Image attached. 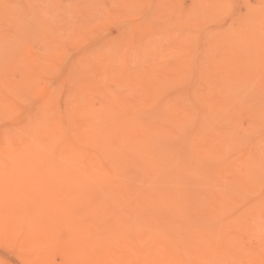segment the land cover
<instances>
[{"label": "bare ground", "instance_id": "obj_1", "mask_svg": "<svg viewBox=\"0 0 264 264\" xmlns=\"http://www.w3.org/2000/svg\"><path fill=\"white\" fill-rule=\"evenodd\" d=\"M22 1H24V0H22ZM3 2H5V1L3 0ZM3 2H1V3L3 4ZM14 2L18 3L19 1L14 0ZM25 2H28V4H29L30 1L25 0L24 4L23 5L21 4L23 7H24V5L26 6ZM9 3H11V2H9ZM54 4L56 5V3H54ZM12 5H14V7H15L16 3H14V4L12 3ZM1 7H0V9H3V7L2 8ZM16 7H17V5H16ZM43 7H42V9H43ZM17 8H19V7H17ZM25 8L26 7H24V9ZM45 8H48V7H45ZM57 8H59V7H57ZM6 9H8V8H6ZM31 9H32V7H31ZM33 9H34V6H33ZM3 10H2V13H3ZM8 13H10V11ZM20 13H18V15ZM29 13H31V12L29 11L28 15H29ZM3 15H4V13H3ZM14 19H15V17H14ZM6 20H7V17H6ZM16 22H17V24H19L17 19H16ZM20 23L23 24L22 22H20ZM23 26H22V29H23ZM131 31H133V30H131ZM147 31L149 32L147 34L148 39H149L147 41V44H145L142 41L144 39V37L135 35L134 37L130 36V37L124 38L125 33H124V31L121 32L119 34L120 38L115 39L113 44H112L113 49L110 52L109 59L106 60V58L105 59L101 58L103 60V61H101L102 62L101 65H103V68H104V69L103 68L102 69L104 71L109 72L107 74L104 72L108 76V78L106 75H105V77L109 80V77L111 79V76H114L115 74L118 76V78H117L118 82L116 83L117 84L116 87L113 84L114 88H111V86L109 88L110 82H108V81H107V83L105 82L106 84L103 82L101 85H94V86L89 87V88H91L90 91L95 90L96 88H97L96 90H99V89L106 90L109 88L107 90V93H104V95L106 94L105 95L106 97H107V94L110 93L108 91H110V90H111V92L116 91L115 94L114 93L108 94V95H110L111 100H112V97L114 95H116L117 93L119 94L120 89L122 90L123 87L126 88V87H128V85H130L132 83L131 87L127 88V90L131 91V93L133 94V95L131 94V97H133V96L135 97V98H131V99H133V100H131V101H133V102H131L132 106L129 105L130 103L126 101L127 103H123V107H125V109L124 110L122 109L124 115H127L128 117H129V114L134 113L133 111H134L135 105L139 104V105L144 107V106H147L148 103H153L156 101L159 103V101L163 99L164 95H168V94H166L168 91L165 92V94L162 92L163 93L162 99H160L159 101L156 100L157 97L161 98V97H159V95L158 96H156V95L158 93L160 94L161 90L166 91L164 88H166L167 86H171L174 82V78L177 79L178 75H176V73H175V70L177 69L176 65H178L179 62L180 63L182 62V59H181V61L179 60V62L175 66H173V67L169 66V68H171L169 70H166L168 64H166V62H165L163 64H164V66L166 64V67H163L161 65V70H160V68L158 70L156 68L154 70L151 69L152 70L151 75L148 76V74H149L148 73V74H144L145 75L144 76L143 71H142L144 66L142 68H140L137 66L136 62L139 61L138 59H142V57L148 55L149 59H152L153 62L155 61V63L153 64V65H155L156 61L158 60L157 59V56L159 55L158 51H160V49L162 47L160 42H159L160 40L158 38H156V35H155V34L159 33L160 31L158 32L157 29L153 26H149ZM31 32H33V31L31 30ZM33 34L34 35H32V40H35V42H36V38L33 39V36L35 37L36 34L34 32H33ZM40 34H38V36H37L38 38L40 37L39 36ZM44 36H46V35H44ZM215 37L216 36H214V38ZM1 38H3L2 34H1ZM38 38H37V40H38ZM170 38L171 37H169V40H171ZM160 39L162 40V38H160ZM178 40H180V39H178ZM222 40H223V38H222ZM245 40L246 39H244V41L242 40L243 41L242 45L244 44V47H245V48H242L243 49L242 52L237 50L239 58L241 59V61H237V62L235 61L236 64H235V66L232 67L233 68L232 73H234V74H232V73L231 74L238 76V80L244 81V79L247 76L246 75V73H247L246 71L248 70L247 63H249V61H250L249 59L251 56L252 61L254 63H256V64H254L255 65L254 67H256V69L260 70L259 73L262 74L261 75V78H262V76H264V45H261L260 42L257 43V41H254V40H248V41L247 40L245 41ZM1 41L4 42V40H1ZM16 41H19V39H17ZM173 41H174V39H173ZM183 41H185V40H183ZM183 41L181 40L179 42H183ZM191 41H189V43ZM137 42H140V44H142L143 46H146L147 50L146 49H145L146 51L142 50L141 49L142 45L140 46V44H138L139 46H136ZM179 42H178V44L181 45L182 43H179ZM187 42H183V43H187ZM57 43L59 44L58 40H57ZM63 43L65 44L66 42L62 41L61 44H63ZM163 43L166 44V42H163ZM167 44L164 45L163 50H165V48L167 47ZM250 44L253 45V48L255 46L254 51H253V48L250 46ZM179 45L177 46V48L179 47ZM116 46H117V49L115 50ZM168 46H170V45L168 44ZM173 46H174V44H173ZM186 46L187 45H184V49H186L185 48ZM137 47H141V48L137 49ZM241 47H243V46H241ZM134 48H135V50H134ZM181 48H183V47H179V49H181ZM1 49H3V48H1ZM131 49H133V51H134L133 55H131L132 54L130 51ZM168 49H170V47ZM168 49L166 50V52L162 53L161 55H164L165 53L168 54V51L169 52L171 51ZM175 49L176 48H174V50ZM190 49H191V46H190ZM192 49L194 50L195 47ZM192 49H191V52L193 51ZM186 50H189V49L187 48ZM3 51H5V49ZM57 51H59V52L56 54H55V51H54V54L50 53L51 54V55L49 54L50 56L47 54L48 55V56L46 55L47 57L45 55H43V56H45V58H43L41 56V58H43V60H44L43 61L44 63H41L42 61L40 58L39 61H41V62H39V63H41V64L38 63L39 65L36 66L35 69H33V70H36V72L45 71L50 66H53V65H51L54 63V62H52L53 60H55V59L60 60L61 58L63 59L64 55H63V53L60 52L61 49L60 50L57 49ZM162 51H160V52H162ZM177 51H179V53H177ZM177 51H176V53L178 55L179 54L181 55V53H183L182 51L180 53V50H178V49H177ZM249 51H252V54H250V56H249V53H250ZM9 52L10 51L8 50V53ZM128 52H130V54ZM184 52L186 53V51H184ZM191 52L188 53L190 56H191V54L193 55V53H191ZM6 53H7V51H6ZM9 54L11 55V53H9ZM14 55H15V53H14ZM178 55H176V56H178ZM20 56H19V58H20ZM174 56H172V57H174ZM181 56H183V55H181ZM193 56H191V57H193ZM6 57L10 58L9 55ZM159 57H161V56H159ZM163 57L165 59L166 56H163ZM163 57L160 58V60H159L160 64H161V59H163ZM180 57H178V58H180ZM11 58H10V60H11ZM184 58H186V57L184 56ZM193 58H191V59H193ZM16 59H17V56H16ZM136 59H137V61H136ZM164 59H163V61H165ZM169 59H170V55H169ZM188 59H186V60H188ZM240 59H238V60H240ZM57 60L55 61V64L57 63ZM174 60L176 61L177 58H175ZM1 61L3 63V60H1ZM29 62H31V61H29ZM32 62H33V60H32ZM36 62H38V61H36ZM113 62H115L116 65H114ZM189 62H190V60H189ZM214 62H216V61H214ZM140 63H142V62H140ZM172 63H171V65H172ZM184 63L185 64H183V62H182L181 65H187L188 61L187 62L184 61ZM210 63H212V62H210ZM11 64L13 65V62ZM29 64H31V63H29ZM7 65H8V63L6 64L5 68L7 67L9 69L10 65L9 66H7ZM151 65L148 66V68L151 67ZM190 65H192V64H190ZM193 65H196V64H193ZM155 66H157V65H155ZM196 66H198V65H196ZM205 66H206V64H205ZM209 66H207V68ZM224 66H225V64H224ZM18 67L20 68V66H17L16 68H18ZM29 67H30V65L27 66L28 69H29ZM54 67H53V69H54ZM221 67L222 66H220L219 72H220V70H222ZM251 67H252V65L250 66V68ZM11 68H14V67H11ZM16 68H15V70H16ZM24 68H23V70H24ZM27 68H26V70H27ZM146 68L147 67H145L144 69H146ZM185 68H187V67L185 66ZM198 68H200V67H198ZM1 69L2 68H0V72H1ZM8 69L6 71H8ZM51 69H52V67H50V71H51ZM55 69L57 70V68H55ZM204 69H206V68H204ZM216 69H218V66L216 67ZM216 69H214V70H216ZM21 70H22V68H21ZM75 70H76V68H75ZM82 70L81 71L79 70V71L82 72ZM180 70H182V69L180 68ZM188 70H189V68H187V71H186L187 74L190 72ZM199 70H201V68ZM244 70H246V71L244 72ZM2 71H3V69H2ZM27 71H29V70H27ZM27 71H25V72H27ZM55 71L53 70V72H55ZM10 72H12V71L10 70ZM46 72H47V74H49L48 71H46ZM201 72H205V70L201 71ZM207 72L208 71H206V73ZM216 72H218V71L216 70ZM227 72H226V75H227ZM235 72H236V74H235ZM252 72H251V74H252ZM2 73L3 72H1V74H0V81L3 84V85H0L1 89H2V90H0V94H1L0 95V112H2L0 114H3L6 112V111L3 112L2 109L7 110L8 111L7 114L9 113L8 115L15 117V121L13 119V121H14L13 124L9 121L10 123L8 126H6L7 124L6 125L4 124L5 126H3V122H1V121H7L8 122V120H1L0 121V123L3 126V128L0 129V245L5 247L8 251L13 252V254L16 253L17 254L16 256L19 257V260L22 261L23 264H139L143 258L142 243L145 242V239H147V237L151 234H154L156 236L158 235V238H159L161 235H163V233L165 232V229H166L165 225L162 224V222L164 220L156 222L155 224L149 225L150 228H148V229H147V227L144 229L142 226H140V224H137L135 221L137 220V218H139L138 215H139L140 210L145 207L144 205L148 204V202H151V201H153V202L154 201H157V202L170 201L171 204L176 203V206H177L178 203L185 200V199H181L182 195L180 193L175 194V195L181 196L179 198V197L174 196V195L171 196V194L169 195L164 191H159V190H161L160 188H159V190L155 188L156 192H155V190H153V188L147 189L150 191L152 190V192H150V191L144 192L141 190L142 187L145 186V185H143V184H146L145 182H148V184L150 183L151 186L155 185L154 180H153L154 175H152L154 172L152 170V173H151L150 169H152L153 167L155 168L154 164L159 162V161H156V162L153 161L154 159L158 160V158H156V157H158L157 156L158 154L156 155L157 152L154 153V151L159 149V148H156V147L153 148L152 147V145L153 146H158V145H155L156 143L152 142L155 136H153V139H152L151 135H157V132H159V133L164 132L165 133V131L169 125V121L171 123H175L176 126L179 124V127H180V125L184 124L185 121H187V120L189 121L188 118L190 117V115H192L191 114V108L189 107L190 112L185 114V116H183L184 115L183 113H185V112H183L182 113L183 115H181L179 113V111H177L178 106L175 107L176 105L173 103H171V105H175L174 107L176 109H174V107L168 106L169 103L173 101V99L175 100V98H172V94H171L170 96L172 99L170 98L169 95L166 96V97H169L168 98L169 103L167 100H164V102H161L163 104L160 103L159 107L161 109V111H160L161 115L159 114L160 115L159 116L157 114L159 109L156 110L157 111L156 115H158L156 118H154L156 116L155 111H153L154 112L153 114L155 115L154 117H152L153 114H152V111H150V110H149L150 112L149 111L146 112L147 111V109H146L145 112L143 113L142 109H144V108L149 109V107H144V108L140 109V111H142L141 113H143V115L144 114L145 115L152 114L151 117L154 118L151 125L146 129L147 134L146 133H145V135L143 134L145 129H144V131H141L142 129L140 128V133H138V131H136V130H132L133 127L136 128L135 124H133L134 126L132 125V127H131L132 131L130 130V132H126L125 131L126 129H124V132H123L122 129L125 125H123V124L121 125V122H119L120 127L119 128L117 127V129L119 131H116V128L114 127L115 128L114 130L116 131L115 132L112 130L113 127L111 128V130L108 128H105V127H108L105 124L108 125L111 123V125H114L116 123V125H118L117 124L118 122H115L114 120H116L117 117H118V119H120L121 116H118L116 114L119 112V110H121L122 105H119L120 109L119 108L116 109L115 108L116 104H114L113 101L111 102V101H109V99H107L108 101H106V102L107 103L110 102L108 104H110L111 106L115 105L114 107H110V108H113V113H111V114L114 116H112V117H114V118H115V116H117V117H116V119H112V117H110L111 120L109 118V123H108V121H107V123L106 122L104 123V121H103L102 125H105V127H103L105 130H103V128L101 130L104 131L105 133L102 132V135H99L98 136L99 138L97 139L95 136L98 135V134H96L98 132H97L96 128L92 127L94 124H92V126H91V124H89L91 122L90 119L95 118V116L91 117V115H90V110H92V109H90L89 111L87 110L89 115H90V119H89V115L85 111V108H86L85 105H88V103H86L84 101H87V99H88L87 94L92 95V93L90 91H88L86 94H84L82 96H79L80 94H78V96H75V98H74V95H77V94L74 92L75 94L73 95V98L75 101L72 102L73 101L72 100L71 103L69 104V100H71V97H70V99L68 98L67 102L69 105L66 107V104H67V102H66L64 104L66 108L63 111H61V107H60L61 105L59 106L60 111L58 110L59 107L56 106V101H47V102L38 104V106L35 109L31 108V109H33V111H26L24 107H21V106L19 107V106H17L18 103L15 104L13 102L14 100H16V97H17V96H13L15 94L10 96L11 98L13 97L14 100H11V98H10V100L12 102L9 100L8 94L10 92H8V91L12 90V89L9 90L8 88H10V86L6 85V83L9 84L8 82H6L7 77H9V75H8L9 72H8V74L6 73L7 77H6V75H4L5 73H3V74ZM31 73H33L32 69H31ZM34 73H35V71H34ZM75 73H77V72H75ZM83 73L84 72L81 73L82 76H83ZM212 73L210 75L211 77H212ZM22 74L23 73H21V76H24ZM28 74H30V73H28ZM40 74L43 75L42 73H40ZM40 74L38 75V73H37V75H35V76L33 75V77L30 76V78L33 79L32 82L29 81L30 78L26 79V80H28L27 84L30 82L29 86L30 85L33 86V85H36L38 82H40L38 80H37L38 82L36 81L37 78H41ZM112 74H114V75H112ZM174 74L177 77L173 76ZM182 74H184V73H182ZM49 75H48V77H49ZM77 75H78V73H77ZM202 75L204 76V74H202ZM220 75H222V74L219 73V75H217V76L221 77ZM223 75H225V74H223ZM230 75H228V76L232 79L235 77V76L231 77ZM16 76H17V74H15V76L13 78H15ZM213 76L215 77L214 74H213ZM44 77H46V76H44ZM63 77H65V76L63 75ZM74 77H76V80H77V76H74ZM181 77L183 78V75ZM211 77H210V82H213L212 81L213 79H211ZM218 77H216V78H218ZM20 78L21 77L18 76L19 80H20ZM66 78H69V77L67 76ZM197 78H195V79H197ZM208 78H209V76H208ZM253 78H255V77H253ZM10 79L12 80V78H10ZM15 79H17V78H15ZM15 79H13V80L15 81ZM74 79L75 78L71 79V81H73ZM86 79H88V78L85 77V80ZM112 79H111L112 82L116 80L115 78H112ZM188 79H189V77L187 78V81H188ZM191 79L194 81L193 78H191ZM191 79H190V81H191ZM232 79L231 80L229 79V80L232 83H237L236 80L232 81ZM19 80L15 81L16 87H15V85L13 86L15 89H17L19 86L22 87V84L25 82V81L22 82V84L17 87V85H18L17 83H19ZM179 80L180 79H178V81ZM184 80L186 81V79H184ZM214 80L216 83V80L219 81V80H221V78L220 79L214 78ZM222 80H223V78H222ZM259 80H260V78H259ZM62 81H64V79ZM65 81H66V79H65ZM69 81H70V78H69ZM81 81H79V79H78V82L76 81V83L81 84ZM127 81H129V82H127ZM187 81L184 85L187 87V89L185 88L184 90L186 93L189 91L188 93L192 94V92H190L191 90H188V86L190 89V87H192V85L195 83L196 85H194V86L197 87V84L199 86V82L197 81L198 83H196V81H194L193 84L190 86L191 83L189 84V83H187ZM227 81H228V79H227ZM12 82L10 83L11 86H12ZM220 82L223 83V81H220ZM220 82H219V84H220ZM228 82H227V84H228ZM32 83H36V84H32ZM66 83H67V81H66ZM66 83H64V84H66ZM82 83L84 86L87 84V83L85 84L84 81ZM263 83L264 82H262V84H260V86H259L261 91L264 90ZM123 84H125V86H123ZM205 84H207V83H205ZM224 84H226V83H224ZM68 85L72 86L71 84H68ZM211 85H213V84H211ZM211 85H210V87H211ZM232 85H230V84H228L227 86H225V85L219 86L218 85V88H217V83H216V86L214 85L216 87L215 89L209 88V90L212 89L211 91H209V90L205 91V89L208 88V86H206L207 88L205 87V89L201 90V92L198 91L197 95H196V92H194L196 95V97L194 96L196 101H193V102H196V103H194V105H196V106L198 105L197 106L198 110L196 109L197 112H195L196 110H193L194 114L192 116H194V117L192 118V116H191V118H190V120L191 119L193 120L191 122L193 124L190 125L191 126L190 129H189V123L188 122H187L188 125H187V123H185L186 124L185 126H187V127H184L182 125L184 130L187 128V130H186L187 132H184V134L182 133V135H180L181 137L179 136V138L182 140V142H180V140L176 139L178 141V143H180V144L182 143L181 144L182 145V147H181L182 152L180 150L178 152H176V150L174 149V145H172L174 151L177 154L179 152H181L182 155L177 156L174 152H172L173 150L171 149L172 151H170V152H171V154L173 153V156L175 154V156H174L175 158L171 159V157H172L171 156L170 159L172 161L170 159L167 160V161L170 160L171 163H173L175 166H177L176 167L177 171L175 170L176 168L175 169L173 168L174 169L173 171H172V169H170V162H169V168L166 167L167 169H170L169 172L172 171L174 173V175H176V176H177V172H179L178 174L181 173L182 178H183V175H184L185 170H186V177L189 179L188 176H190V173H191L190 169L192 170V168H190V169L187 168L189 170L188 171L189 174L187 176L188 172H187V169L184 168L183 164L185 163V165H187L186 163H188L189 161H190L189 163L191 164V160L194 159L192 156L196 155L195 158L197 159V156L200 153L199 156H200V158H202V160L200 158L199 159L201 161H203L205 164V165L203 164L204 166H202V167H205V169L206 168L208 169L207 166H209V168H211V170H212V171L210 170L206 173H208V175L214 174V175H216L217 178L215 176H213L214 177L213 178V177H211V175H209L212 179L211 180L210 177L205 174V176H206L205 178H207L206 179L207 182L206 181L203 182L204 180H200L202 182L198 183V181H197L195 183V185L198 183L200 185L203 184L205 186H203V185L201 187L198 186L199 188H201L198 191L195 190V188L192 186L193 188H191V189L192 190L194 189L195 193H197V192L198 193L196 194L197 196L194 195L195 194L193 192L194 190L191 193L194 195L193 197L195 199H197V200H194V206L195 207L198 206L199 202L201 205L202 204L203 205L208 204V205H205V207H206V210H207V207H209V211L211 212L210 215L212 216V223L213 224L209 228V227H205L203 225L188 226L186 224L184 225V224L180 223V226H179L180 230L179 229L177 230L176 229V227L178 228V223H177L176 225L173 224L176 227L175 226L172 227L171 231H169V233L172 234V233L177 232L176 233L177 235H175L174 239L179 238L178 242L180 243V242H182L183 238L190 239L193 235L203 236L205 233L211 231L210 233H211V236L214 239V241H215V237H217V239H216L217 243H213L212 248H210L211 253L208 254L209 258H210L209 261L212 260V256H214V257L217 256V258H219V257L222 258V261L224 260V262H228V264H235L234 261L237 260L238 257H235L234 255L238 254V256H240V259L242 260L243 264H246L247 259H248V264H252L251 260H253V258H255L254 256H255V253L257 251H259L258 256H261L262 257L261 259L264 261V254L261 250L260 244L255 246V247L250 246V245L247 246L245 244H243V245L241 244V246H238L240 241L237 240L234 233L232 234V232H234V229H232L229 231V232H231L230 234L232 235L230 237L231 243L228 247H226L223 244L222 227L220 228V226L218 224V220L222 217V216L220 217V215L223 214V212H224V210H226V208H227V210L228 209L231 210L230 209L232 207L231 204H235L234 201H237L235 204L236 206H238L240 201H242L240 190H247L248 193L251 194V192H252L253 195L251 197V200H249L250 195L247 194L245 197L243 196L244 198H246L248 196V198H247L248 202H247V206H245L246 208L244 210V212H245L244 214L250 215V221L249 220L246 221L245 228L252 229L255 227V225L260 226V227L264 226V223L262 221V219L264 218V182L262 183V182H259V180H258L259 183H257L254 181L253 178H252L253 179V181H252V179L247 174L248 172L246 171L249 169L247 167L254 165L253 169H254V167H255V170H257L256 168L262 169V171L264 173V143H262V142H264V111H263V114H261V112H260V115H258V117L261 115L263 116V118H260V119H263L260 121V122H262L261 126H263V127L261 129V132L259 131L260 132L259 137H258L259 138L258 139L259 145L255 146L256 148H254V146H252L253 143H252V145H250L249 136L251 137L250 134L253 135L255 125H257L254 123V121H252L255 119V117H254V119L252 117V120L248 118V117H250V115L247 117L251 122L254 123V126H253V124H251L250 121L247 122L248 119L246 118V116H245V118L247 120H244L245 118L243 115L244 114L247 115V112H245V109H244L245 107L243 108L244 114L242 115L243 117L241 119L246 121V123H250V125L248 124L247 127H245L244 132L242 131L246 135L248 134V136H245L242 133L244 135V137H242L243 135L239 134L240 131L237 130L239 128L236 127L235 123L239 122V120H238L239 116H237V115H239L238 113L242 108V107L240 108V106H241L240 99L243 100L244 98L246 99V97H243V99H242L241 95L243 92L242 93L240 92L241 98H239V95L237 93L235 96V89L233 88ZM242 85H244V83ZM104 86L105 87L107 86L106 89L104 88ZM173 86L175 87L174 84H173ZM194 86H193V91L196 90V88H194ZM13 87H11V88H13ZM61 87H63V86H61ZM66 87L68 88L67 85H66ZM75 87H76V89H78L77 86H75ZM101 87H103L104 89ZM180 87H183V86L181 85ZM256 87H258V86H256ZM6 88H7V90H6ZM14 88L12 91L15 90ZM23 88H24V86H23ZM70 88H72V87H70ZM70 88H68V89H70ZM79 88H81V87H79ZM125 88H123V89L125 90ZM245 88H246V86H245ZM245 88L243 90H245ZM31 89L34 90L35 88L33 87ZM72 89L75 90L74 88H72ZM86 89H84V90H86ZM176 89L177 88H175V90ZM247 89L250 90L252 88H250V89L247 88ZM25 90L23 92H25ZM179 90H181V89H179ZM186 90H188V91H186ZM256 90H258V89L256 88ZM125 91H123L122 96L125 95ZM253 91H254V89H253ZM258 91H256L255 94H257ZM6 92H8L7 95H6ZM18 92L21 93L20 89ZM33 92L34 91L30 92L31 98L33 97L32 96ZM100 92H101V90H100ZM204 92H206V93L210 92V94L206 95ZM15 93H17V91H15ZM67 93H68V91H67ZM175 93H178V91ZM245 93L247 95L246 91H245ZM24 94H26V96ZM24 94L23 95L25 97H27V93H24ZM127 94H130V93H127ZM191 94L190 95L188 94V96H191ZM249 94L251 95V93H249ZM255 94H254V96H255ZM10 95H11V93H10ZM192 95H194V94H192ZM246 95H243V96H246ZM70 96H72V95H70ZM254 96H252V97H254ZM66 97H67V95H66ZM110 97L108 96V98H110ZM183 97L184 96H182L181 99ZM233 97H236V99L233 100ZM256 97H254V102H255ZM19 98H21V100L24 101V98H22L20 96H19ZM124 98H126V97H124ZM257 98H259V97H257ZM26 99H29V97L25 98V100ZM121 99L122 98H120V100ZM170 99L172 101H170ZM188 99L189 98H187V100ZM191 99H194V98H191ZM89 100H91V99H89ZM134 100H135V102H134ZM57 101H59V100H57ZM245 101H243V102H245ZM116 102H118V100H116ZM120 102H125V101L121 100ZM177 102H179V101L178 100L175 101V103H177ZM59 103H57V104H59ZM105 103L103 102L102 105L103 104L105 105ZM164 103L168 104L167 108L164 107ZM248 103L251 104L250 101ZM248 103H242V104L248 105ZM92 104H90V105H92ZM156 104H155V107H156ZM18 105H20V104H18ZM247 105H245L246 108H247ZM253 106L254 105H252V107H251L252 110H253ZM136 107L137 106H135V108ZM179 107H180V105H179ZM138 108L139 107H137V110H139ZM164 108L166 109V111H164ZM189 108H187V109H189ZM28 109H30V108H28ZM102 110H107V107L103 106ZM151 110H152V108H151ZM95 111L96 110H94L93 112L91 111L93 115H95L94 114ZM241 111L243 113V110H241ZM249 111H251V110H249ZM253 113H254V111L251 112L252 116H254ZM111 114H110V116H111ZM137 114H138V112H137ZM137 114L134 113L132 115L133 119L131 117L130 118L135 121L134 116L135 115L137 116ZM162 114L164 116H162ZM226 114H227V116H226ZM8 115H6V116H8ZM168 115H170L169 116L171 118L170 120L166 117ZM6 116H4L5 119H7ZM10 116H9V118H10ZM101 116L103 117V114ZM105 116L107 117V115H105ZM149 116L150 115H148V117L147 116L146 117L149 118ZM0 117L2 118V115ZM97 117H98V115H97ZM102 117L100 119L101 123H102V120H104ZM122 117H123V119H124V117L126 118V116H123V115H122ZM203 117H205V118H203ZM11 118H10V120H11ZM141 118H143V117H141ZM118 119H117V121H118ZM143 119H141V121ZM194 119H195V121L197 120L198 123L200 124V126L202 125V127H200L199 124H197V123L195 125ZM204 119H207V120H204ZM98 120H96V121H98ZM100 120L98 121L99 123H100ZM126 120H124L125 123H127ZM145 120L146 119H144V121ZM202 120H204V122H202ZM235 120H238V121L234 122ZM243 120H241V121H243ZM96 121L95 122L93 121V122L96 124ZM112 121H114V122L112 123ZM241 121H240V125L242 126ZM129 122H130V120H129ZM206 122L207 123L210 122L211 126H208V124H206ZM1 124H0V126H1ZM140 124L141 123L139 122V125ZM100 125H98V126L102 127ZM127 125H126V127H129ZM192 125H195L196 127L194 128ZM197 125L201 129H199V127L197 128ZM258 125H260V124H258ZM96 126H97V124H96ZM94 127H95V125H94ZM192 127L195 130L194 129L192 130ZM170 128H172V127L170 126ZM177 128H178V126H177ZM97 129L99 130L98 127H97ZM107 129H108V131H107ZM137 129H138V126H137ZM168 129H169V127H168ZM127 130H128V128H127ZM215 130H217L216 131L217 133L215 132ZM170 131H171V129H170ZM232 131H233V133L235 131L236 132L235 134L239 138L241 137L243 139V143L245 142L243 144L242 148L235 150V151L233 150V147L236 145L234 143V140L238 141L239 138H237V137H236L237 139L234 138V140L232 142V137H233L231 135ZM118 132H119V134H120V132H122L123 136H124V134H127L126 135L127 139H134L133 141L131 140V142H130V140L127 141V139L124 136V139H126L125 141L127 142V145L131 146L132 148L135 146L134 144H133L134 146H132V142L135 143V141L139 142L141 140L140 143H141L144 151H143V149L140 151V154L143 155V156H141V155L140 156L145 161V165H146L145 167L143 166L144 161L141 162L142 161L141 160L140 163L138 162L140 160L139 159L140 156L137 153V152H139V150H138L139 144L137 145V147L135 146L136 148H133V149L129 148L130 150H128L127 154H125L124 151L121 152V150H124L125 148H122L120 151L117 150L118 152L114 156L112 155V159H110L113 161L108 160L109 158H111L110 157L111 155L107 152L109 157L106 158V156H105V158L108 161V166L101 165L98 162V157H97L98 154L96 153L97 154L96 155L94 153V151L98 147L93 148L94 154H92L90 152L91 149H89V148H88L89 151H87L88 145L93 144L92 147H94V143H92V142H95L92 140L94 137H95L94 139L96 141L98 140L100 143L102 138H104L106 140V136L103 137V134H105V135H107V137H109V134H111V133L117 134ZM171 132L173 133V130ZM171 132H170V134H171ZM259 132H256V134ZM176 133H178L177 130H176ZM166 134H168V133H166ZM179 134H181V133H179ZM121 135L122 134L117 135V136L113 135V136H116V137L119 136L120 137ZM171 135H173V134H171ZM100 136H102V138H100ZM160 136H163L162 133H161V135H159V138H160ZM173 136H170V137H173ZM156 137H158V135ZM206 137L209 138V144H203L202 145V143H200V141L203 138L205 139ZM118 138L114 137V140L116 139L118 142V140H119ZM256 138H257V136H256ZM99 139H101V140H99ZM111 139H113V137H111ZM157 139H155V140H157ZM174 139L172 141H174ZM91 140H92V142H91ZM159 140H162V139L160 138V139H158V141ZM163 140H164L163 141V145H164V142H166L164 136H163ZM111 141H109V142H111ZM122 141H123V138H122ZM167 141H169V139ZM253 141L255 143L256 140H253ZM114 142L116 143V141H114ZM128 142H130L131 144L129 145ZM238 142H240V141H238ZM238 142H236V143H238ZM99 143H98V145L96 143L95 144L97 146H99V148H102L101 149V153H102L104 148L107 149V147H103L104 145H106L107 142H105L104 145L101 143H100L101 145H99ZM112 143H113V141H112ZM120 143L125 144L124 141L121 142V137H120ZM169 143L167 142V144H169ZM119 144L117 146H119ZM114 145L111 144V147H113ZM117 146L115 145L114 148H117ZM161 146H162V144H161ZM166 146H168L169 147L168 149H170L171 145L170 146L166 145ZM92 147L90 146V148H92ZM158 147H160V146H158ZM140 148H141V146H140ZM164 148H165V146H164ZM126 149H125V151H126ZM97 150H96V152H98ZM231 150H232V153H231ZM106 151L107 150H105V152ZM111 151H113V150L111 149ZM114 151L116 152V150H114ZM161 151L162 150L160 148L159 152H161ZM168 151H167V153H168ZM233 151H234V153H233ZM102 154H103V156L106 155V153H104V151ZM121 154H123V155H121ZM136 154H137V156H136ZM159 154H161V153H159ZM161 155L163 157V151H162ZM161 155H159V159H160ZM168 156H167V158H168ZM176 156L179 158H182V159H180L178 161L177 160L178 158ZM191 157H192V159H191ZM188 158H190L191 160L185 162L186 160H188ZM103 159H104V157H103ZM173 160H175V161L173 162ZM109 161L112 163L111 165H109V163H110ZM130 161L131 162L133 161V165L129 163ZM152 161L154 164L153 163L151 164ZM199 161H198V163H199ZM137 162L139 163V166H141L140 164L143 163L142 167H144L145 169L148 168L146 170L144 169L145 172L143 170L141 171L142 173L144 172L143 177L140 175L144 180H147V181H145L143 183V182H140L141 177L139 176L140 180L138 178L139 183H141V184L137 183L136 186L137 185L140 186L141 189H139L140 187L135 188V185L133 187V182L135 183L137 181L136 178L138 176L136 174L134 175L133 173H131L130 170H128V167L131 168V165H132L133 168L137 167L134 169L137 172V169H139L138 165L135 166L137 164ZM162 162H164V161H162ZM193 162H195V161H193ZM164 163H166V162H164ZM173 164H171V165H173ZM194 164H196V162ZM194 164L192 163V165H194ZM121 165L122 166L127 165L126 169H125V167L123 168ZM152 165H154V166H152ZM192 165L188 164V167H190ZM150 166L152 168H150ZM163 166H164V169L163 168L162 169L165 170V172H167L166 171L167 169L165 168L166 164L162 165V167ZM195 167H197V166H195ZM202 167L200 166V169ZM158 168H161L160 165ZM203 169H202V171H204ZM207 169H206V171H207ZM253 169H252V171H253ZM125 170L126 171L128 170V171L126 172ZM162 171L160 170V176H161V174H163ZM175 171H176V173H175ZM196 171H198V170L196 169ZM245 171L247 173H245ZM141 172L139 171L140 174H142ZM155 172H157V171H155ZM198 172H200V170ZM249 172H250V170H249ZM182 173H183V175H182ZM154 174H156V173H154ZM203 174H204V172H203ZM261 174H262V172H261ZM33 175H37L39 178L36 177V179H31L34 177ZM163 175L165 176L166 174H163ZM197 175H198V173L196 174V177L198 179L199 176H197ZM194 176H195V174H194ZM161 177H163V176H161ZM177 177L180 178L179 175ZM177 177H175V178H177ZM200 177L202 178L204 176H200ZM169 178H170V183H171L172 182L171 176L167 177L168 180H169ZM173 178L174 177H172V179ZM178 178H177V180H174V181L181 183V180ZM184 178H185V176H184ZM143 179H142V181H143ZM158 179H160V178H158ZM185 179H183V181H185ZM208 179H210V181ZM189 180H191V179H189ZM157 181H160V180H157ZM157 181H155V183L156 184L158 183L157 186L159 187V185L161 183L159 184V182H157ZM191 181H193V179ZM151 182L153 184H151ZM188 182H190V181H188ZM188 182H186V183L188 184ZM174 183L176 184V182H174ZM182 183H185V182H182ZM182 183L180 185L179 184L175 185L173 190H175V191H176V189L179 190L180 186H182ZM204 183H206V184H204ZM261 184H263V186H261ZM178 185H179V189H178ZM190 185H191V182H190ZM151 186H149V188ZM145 187H143V188H145ZM160 187H161V185H160ZM182 187L184 188V186H182ZM146 188H145V190H146ZM170 188H171V186H170ZM188 188H190V187H188ZM225 188H227L229 191L232 192L231 196H230L231 192L229 193V191H228L229 194H227V193L225 194V192L227 191V190L225 191ZM185 189H186V187H185ZM185 189H183V190L180 189V191H176V192H181L182 194H186L188 191H185L186 193L182 192ZM157 190L160 193L157 192ZM169 191H171V190H169ZM189 191H190V189H189ZM199 192H200V194H199ZM227 195H228V197H226ZM187 197L190 198L189 194ZM184 198H185V196H184ZM191 198H192V195H191ZM191 198H190V201L193 199V198L192 199ZM187 199H186V201H187ZM178 200H181V201L178 202ZM204 200H205V202H204ZM229 200H230V202H229ZM232 200H234V201H232ZM183 203H184V201H183ZM180 205L182 206L181 203L178 204V206H180ZM232 209L234 211L233 207H232ZM176 210H178V209L176 208ZM236 210H237L236 211V213H237L238 208ZM180 212H182V214H180V217H181V216H183V211H180ZM176 213H178V212L175 211V214ZM202 213L203 212L198 211L196 214L200 215ZM233 214H235V213H233ZM102 218H104L103 221H105L104 222L105 224L102 226H98L99 224L103 223V221L99 222L100 220H102ZM98 222H99V224H98ZM242 224L243 223L241 222V226H242ZM181 225H183L182 227H183V231H184V233H182V236H180L181 233H180V235H178V231H182ZM235 226H236V224L234 225V227ZM169 233H167L165 235L167 238L166 243H164L166 245V247L164 246L165 248L159 251V253L160 252L163 253V258L166 260H169V256H170L169 253L171 252L170 243L172 241L171 239H173L172 238L173 236L170 237L171 234H169ZM263 243H264V240H263ZM2 260L0 259V264H7L6 261L4 262ZM209 261H207V262H209ZM207 262H206V264H207Z\"/></svg>", "mask_w": 264, "mask_h": 264}, {"label": "rangeland", "instance_id": "obj_2", "mask_svg": "<svg viewBox=\"0 0 264 264\" xmlns=\"http://www.w3.org/2000/svg\"><path fill=\"white\" fill-rule=\"evenodd\" d=\"M4 1L6 3L3 2V0L2 1L0 0V3L3 2V4L1 3L0 5L4 9V10L3 9H0V41L1 40H4V42L3 41L0 42V47L3 48V49L0 48V54H1L0 55V59L3 60V63L0 60V68L3 69V71L1 69V72L5 73L4 75H6V73L8 74V72H9L8 75H9L10 78H12V80H11L6 75V77H7L6 82H8L9 84H7L6 82L5 83H6V85H9L10 86V88H8L9 90L10 89L13 90V88H14L13 86L16 84L15 81H18L19 80L18 79V76L21 77V78L19 80V83H17L18 84L17 87L19 85H21L22 82L25 81L22 84V87L19 86L17 89L14 88L15 89L14 91H12V90L8 91V92L11 93V95H10V93L8 94V97H9V100H10V98H11L10 96H12L13 94H15L13 96H17L18 98L20 96V97L24 98V101H22L21 98L18 99L17 97H16V100H14L13 97L11 98V100H14L13 102L15 104L16 103L20 104V105L17 104V106L24 107L26 111H33V109H35L38 106V104H41V103H44V102H47V101H56V106L59 107L61 105L60 106L61 107V111H63L71 103L72 100H73L72 102L75 101L74 100L75 96H78V94H80L79 96H82V95L86 94L88 91H90L91 88H89V87H91V86L101 85L103 82L104 83L105 82L107 83V81H108V82H110L109 83V88H110V86H111V88H114L113 84L116 87V85H117L116 83L118 82V80H117L118 76L116 74H115L116 76L114 74H112L114 76H111V79L112 78H115L116 79L113 82H112L113 79L111 80L110 77H109V80L107 79L108 76L106 74L109 73V72L103 70L104 69L103 68V65H101V63H102L101 61H103V60L101 58H104V59L106 58V60L109 59L110 52L113 49L112 44H113V42H114L115 39H119L120 38L119 37V34L121 32H123V31L125 33L124 38L125 37H130V36L131 37H134L135 35H138V36L144 37V39L142 41L145 44H147V41L149 40L148 39V36H147V34L149 32L147 31V29H148L149 26H153V27H155L157 29L158 32L159 31L161 32V33L159 32L160 34L159 33L155 34L156 35V38H158L160 40L159 42H160V44L162 46L161 49H160V51H162L164 49L163 47L167 43L170 45V46H168V44H167V47L168 48L170 47V49H168L165 46L166 47L165 50H163L162 52L158 51L159 52V55L157 56V59H158L157 61L158 62L156 61V64H155L157 66L153 65L155 63V61L153 62L152 59H149L148 55L142 57V59H138L139 61H137V59H136V61H137L136 64L140 68H142L144 66L143 69H142L143 75L149 73L148 74V76H149V75H151L152 70H154L155 68L157 70L160 68V70H161V65L163 67H166V64H168L166 70H169V69H171V68H169V66L170 67L171 66L172 67L175 66L179 62V60L181 61V59H182L183 64H185L184 61L185 62L188 61L187 65H181L182 62L181 63L180 62L178 63V65L180 67L178 65H176L177 66L176 68L178 70L176 69L175 70V73H176V75H178L179 78L177 76H175V74L173 75V76L177 77V79L174 78V82H173V84L175 85V87L173 86V84L171 86H167L166 87L167 89L164 88L166 91H162L161 90L160 94L158 93L156 95V96L159 95V97H161V98H158V97L156 98V100L159 101L160 99H162L163 93L165 94V92L168 91L166 94H168L169 96L172 94V98H175V100L173 99V101H172L171 100L172 98L170 96V98H171L170 101H172V102L169 103V101H168L169 100L168 99L169 97H166L168 95H164L163 96V99L160 100L159 103L156 101V102H153V103H148L147 106H144V107H149V109L148 108H144L143 106H141L139 104L138 105H135V106L139 107L138 108L139 110H137V107L135 108V106H134V111L133 112L136 113V114L138 112V114L139 113L140 114L139 115L137 114V116L136 115L134 116V119H135V121H134V120H132L133 119L132 115L134 113L133 114H129V117L127 115H124V113H123V110L125 109V107H123V103L129 102L130 103L129 105L132 106V103L131 102H133V101H131V100H133V99H131V98H135L134 96L131 97V94H132L131 91L127 90L128 87H131L132 83L130 85H128V87H126V88L123 87V88H125L126 91L123 88H122V90L120 89L119 90L120 91L119 94L117 93L118 95L117 94L114 95L116 91H113V92H111V90L108 91V92H110L108 94L114 93L113 94L114 96L112 97V100H111L110 95L107 94V97L105 96L106 94L104 95V93H107V90L109 89V88L106 89L107 86L106 87L104 86V88L106 90H102V89L96 90L97 88L95 89L96 91L95 90H91L90 92L92 93V95L91 94H87L88 95L87 96L88 99H87V101H84V102L88 103V105H85V107L86 108L87 107L88 108L90 107V108L89 109L88 108L86 109L85 107L84 108H85L86 113H88V111L90 109H92V110H90V115H91V117H94L95 116V118H91L90 119V115L88 113L89 119L91 120V122L89 124H91V126H92V124H94L95 127H94V125L92 127L93 128H96V130L98 132V133H96L98 135L95 136L97 139L99 138L98 137L99 135H102V132L105 133L104 131L101 130L103 127H105V125L108 126V127H105V128H108V129L111 130V128L113 127V129H112L113 131H115L114 130L115 128H116V131H119L117 129V127L118 128L120 127L119 122H121V125L122 124L125 125L123 127V129H122L123 132H124V129H126L125 130L126 132H130L132 125L135 124L136 128L133 127L132 130H136V131H138V133H140V128L142 129L141 131H144V129H145V131L143 133L145 135V133L147 131L146 129L151 125L153 119L156 118L160 114L161 109H160L159 105H160L161 102H164V100H167L168 103H169V105L167 103H164V107L167 108V105L168 106H171V107H174L176 105L175 107L178 106L177 107V111H179V113L181 115L184 114L183 116H185V114L189 113L190 112V108H191V114L193 115L194 114V111L193 110H196V109L198 110V107H197L198 105L197 106L194 105V103H196V102H193V101H196L195 97L198 94L197 92L198 91L201 92V90L205 89V87L208 86L209 84L210 85L213 84V85H211V87L209 85L208 88L206 87L207 89H205V91L206 90H209V88L215 89L216 88L215 87L216 86V83H217V88H218V85L219 86L220 85L221 86L222 85L223 86L224 85L227 86L228 84H230V85L233 84L232 86L235 89V96H236V93H237L239 95V98H241V96H242V99H243V97H246V99L245 98L243 100L240 99V102H241L240 103L241 104L240 108L242 107L241 110H243V113L239 109L240 110L239 113H238L239 115H237V116H239L238 117L239 122H236L238 120H235L234 121V122H236L235 123L236 127L239 128V129H237L238 131H240L239 134H241V135L244 134L245 136H248V134L246 135L243 132L245 130V127H247L248 124L250 125V123H246V121H244V120H247L248 118L252 120V117H253V119L255 117V119L252 120V121H254V123L257 124V125H255L254 132L255 131L256 132H259V131L261 132V129H262L263 126H261L262 125V122H260V121L263 120V119H260V118H263V116L261 115L262 117L261 116L258 117V115H260V112H261V114H263V111H264V104H263L264 103L263 102L264 101V90L261 91L260 88H259V86H260V84H262V82H264V76H262V78H261V75L262 74L259 73L260 70L259 69H256V67H254L255 66L254 64H256V63H254L252 61V58L250 56V54H252V51H249L250 52L249 53V56H250V59L249 60L250 61H249V63H247L248 70L247 71L244 70V72L245 71L247 72L246 73L247 76L244 79V81L238 80V76L232 75V74H234V73H232L233 72L232 71L233 70L232 67L235 66V64H236L235 61L236 62L237 61H241V59L239 58V55H238L237 50H239L240 52H242V50H243L242 48H245L244 47V44L242 45L244 39H246L247 41L248 40H254V41H257V43L260 42L261 45H264V0H26V1H30V2H29V4H28V2H25L26 3V6L24 5V7H26L25 9L22 6L24 4V1L25 0L24 1H22V0H15V1H19L20 3L19 2L18 3L17 2H14V0H4ZM9 2H11V3H9ZM12 3L13 4L16 3L17 7H19V8H17L16 5L14 7V5H12ZM54 3H56V5ZM33 6H34V9H33ZM31 7H32V9H31ZM42 7H43V9H42ZM45 7H48L49 9L48 8H45ZM57 7H59V8H57ZM6 8H8V9H6ZM2 10H3L4 15L2 13ZM9 11H10V13H8ZM29 11L31 13H29V15H28V12ZM17 12L18 13L21 12L19 14L20 16L18 15ZM5 16L7 17V20H6V17ZM14 17H15V19H14ZM16 19H17V21H18V23L20 25L17 24ZM20 22H22L23 24H21ZM22 26H23V29H22ZM31 30L36 34L35 37L33 36V39L36 38V42H35V40H32V35H34V34H33V32H31ZM131 30H133V31H131ZM1 34H2L3 38H1ZM38 34H40L39 35L40 36L39 38L37 37ZM44 35H46L47 37L44 36ZM214 36H216V37L214 38ZM169 37H171L170 38L171 40H169ZM14 38L16 40L19 39V41H16ZM37 38H38V40H37ZM160 38H162L163 41ZM177 38L180 39V40H178ZM222 38H223V40H222ZM173 39H174V41H173ZM57 40H58L59 44L57 43ZM181 40L182 41L185 40L183 42H187V41L188 42L187 43L179 42ZM62 41H65L66 43L65 44L63 43L64 44L63 45V44H61ZM177 41L179 43H182V44L179 45ZM189 41H191V42L189 43ZM163 42H166V44L163 43ZM138 44H140V42H137V45L136 46H139ZM173 44H174V46H173ZM141 45L142 44H140V46ZM178 45H179V47H183V48H181L182 50L179 49V47L177 48ZM184 45H187L185 48L186 49L188 48L189 50L184 49ZM240 45L243 46V47H241ZM190 46H191V49L195 47L194 50L192 49L194 52L193 51L191 52ZM250 46L253 48V45L252 44H250ZM141 47H137V49H140V48L142 50H145L146 49V46H143L142 45ZM174 48H176V49L174 50ZM254 48H255V46H254ZM254 48H253V51H254ZM4 49H5V51H3ZM57 49L58 50L61 49L60 52L63 53L64 56H63V59L61 58L60 60H57V59L54 58L55 60L52 61L54 63L51 64L53 66H50V67H52V69H53V67L55 66L54 69H53L55 71L56 70L55 68H57V70L55 72H53L52 69H51V71H52L51 72L50 71V67L47 68L45 71H40V72H36V70H33L39 64L44 63L43 62L44 61L43 58H45V56L47 54L48 55L50 53L51 54H54V51H55V54L58 53L59 51H57ZM116 49H117V46H116L115 50ZM167 49L168 50H171V51L170 52L168 51V54L165 53L164 55H161L162 53L166 52ZM177 49L180 50V53H181V51L183 52V53H181V55H183V56H181L179 54L182 58L177 54V53H179V51H177ZM8 50L10 51L9 53H11V55L8 53ZM134 50H135V48H134ZM6 51H7V53H6ZM130 51L132 53L131 55H133L134 54L133 49H131ZM176 51H177V53H176ZM184 51H186V53ZM189 52L193 53L194 56L192 54H191V56H193L194 58L191 57L188 54ZM14 53H15V55H14ZM128 53L130 54V52H128ZM173 54L174 55L176 54L178 56L175 55L176 56L175 57ZM8 55H9L10 58L12 57L11 60H10V58L6 57ZM43 55H45V56H43ZM169 55H170V59H169ZM16 56H17V59H16ZM19 56H20L21 59L19 58ZM41 56L43 58H41ZM159 56H161V57H159ZM163 56H166L165 59H164ZM172 56H174V57H172ZM184 56L186 58H184ZM162 57H163V59L165 61H163V59H161V64H160V61L159 60ZM178 57H180V58H178ZM40 58H41V61L42 62L39 61ZM173 58L174 59L177 58V60L175 61ZM191 58H193V59H191ZM186 59H188V60H186ZM238 59H240V60H238ZM32 60H33V62H32ZM56 60H57V63L55 64V61ZM189 60H190V62H189ZM11 61L13 62V65L11 64L12 63ZM29 61H31V62H29ZM36 61H38V62H36ZM214 61H216L217 63L214 62ZM39 62H41V63H39ZM140 62H142V63H140ZM165 62H166V64L164 66L163 63H165ZM210 62H212V63H210ZM7 63H8L7 66H9L10 64L12 65V66L11 65L9 66L10 67L9 69L7 67L5 68V66H6ZM29 63H31V64H29ZM113 63H114V65H116L115 62H113ZM171 63H172V65H171ZM25 64L27 66L30 65L29 69L27 68V66ZM190 64H192V65H190ZM193 64H196L198 66L193 65ZM205 64H206V66H205ZM224 64H225V66H224ZM150 65H151V67L152 66L153 67L152 68L151 67L148 68V66H150ZM251 65H252L253 68L252 67L250 68ZM17 66H20V68L19 67L16 68ZM185 66L187 68H189L188 71H190L189 72L190 74L189 73L187 74V72H186L187 71V68H185ZM207 66H209V67L207 68ZM217 66H218V69H216ZM220 66H222L221 67L222 70H220V72H219ZM11 67H14V68H11ZM145 67H147V68L144 69ZM198 67H200L201 70H199L200 68H198ZM15 68H16V70H15ZM21 68H22V70H21ZM23 68H24V70H23ZM26 68L30 72L27 71ZM75 68H76V70H75ZM180 68L182 70H180ZM204 68H206V69H204ZM7 69H8V71H6ZM31 69H32L33 73H31ZM78 69L80 71L83 69L82 70V72H84L83 73V76L81 75L82 72H80ZM149 69L150 70L152 69V70L150 71ZM214 69H216L220 74H222V75H220L221 77H218L217 76V75H219V73L216 72V70H214ZM10 70L13 73L10 72ZM204 70H205V72H201V71H204ZM25 71H27L30 74H28ZM34 71H35L36 74L34 73ZM46 71H48V73L50 75L47 74ZM206 71H208V72L206 73ZM1 72H0V74H1ZM75 72H77L78 75ZM226 72H227V75H226ZM251 72H252V74H251ZM14 73L17 74V76L15 77L17 79L13 78L15 76ZM21 73H23L22 75H24L26 78L24 76H21ZM37 73H38V75L40 73L43 74V75L40 74L41 75V78H37L36 79V81L38 80L40 82L37 81L38 82L37 84L36 83H32V84H36V85H33V86L30 85L29 86V83L32 82V80H33L32 78H30V76L33 77V75L35 76V75H37ZM182 73H184V74H182ZM211 73H212V77L210 76ZM181 74L183 75V78L181 77L182 76ZM202 74H204V76ZM213 74L215 75V77L213 76ZM223 74H225L227 77L225 75H223ZM235 74H236V72H235ZM48 75H49V77H48ZM63 75L65 77H63ZM66 75L70 78V81H69V78H66L67 77ZM105 75L107 76V78L105 77ZM228 75H230L231 77L232 76L233 77L235 76V77L232 79ZM42 76L43 77L46 76V77L43 78ZM74 76H77V80H76V77H74ZM187 76L189 77L188 81H187V78H188ZM208 76H209V78H208ZM85 77H87L88 79L85 80ZM210 77H211V79H213L212 80L213 82H210ZM216 77H218V78H216ZM253 77H255L256 79L253 78ZM29 78H30V80H29L30 82L27 84V81L28 80H26V79H29ZM73 78H75V79L73 81H71V79H73ZM191 78H193L194 81H196V83L199 82V86H198V84H197V87L194 86L196 84L195 83L193 84L194 81ZM195 78H197V79H195ZM214 78L215 79H220L221 78V80H219V81L216 80V83H215ZM222 78H223V80H222ZM259 78H260V80H259ZM13 79H15V81ZM63 79H64V81H62ZM65 79H66L67 83L68 84H71L72 86L68 85L66 83ZM78 79H79V81L82 80L81 81V84L80 83H76V81L78 82ZM178 79H180V80L178 81ZM184 79H186L187 83H189V84L191 83L190 86L193 84L192 87H190V89H189V86H188V90H191L190 92H192V94H194V95H192L191 93H188L189 92L188 90H186V91H188L187 93L185 92L184 89L185 88L187 89V87L184 86L185 83H186V81ZM190 79H191V81H190ZM227 79H228L229 82L227 81ZM229 79L230 80L232 79V81L233 80H236L237 83H232ZM83 81H84L85 84L87 83L85 86L82 83ZM220 81H223V83L220 82ZM11 82H12V86L10 84ZM127 82H129V81H127ZM219 82H220V84H219ZM227 82H228V84H227ZM64 83H66V84H64ZM205 83H207V84H205ZM224 83H226V84H224ZM243 83H244V85H242ZM0 85H3L2 82L0 83ZM60 85L63 86V87H61ZM66 85L68 86V88L72 87L75 90H73L72 88L68 89L66 87ZM181 85L183 87H180ZM263 85H264V83H263ZM23 86H24V88H23ZM75 86H77L78 89H76ZM123 86H125V84H123ZM193 86H194V88H196L195 91H193ZM245 86H246V88H245ZM256 86H258V87H256ZM11 87H13V88H11ZM15 87H16V85H15ZM30 87L31 88L34 87L35 89L33 90ZM79 87H81V88H79ZM168 87L169 88L171 87L172 89L171 88L169 89ZM101 88H103V87H101ZM175 88H177V89L175 90ZM244 88H245V90H243ZM247 88H249V89L252 88V89L248 90ZM256 88L259 91L256 90ZM19 89H20V91H21L22 94L20 92H18ZM30 89L32 91H34L32 93L33 94L32 95L33 96L32 98L30 97V94H31L30 92H32ZM84 89H86V90H84ZM179 89H181V90H179ZM253 89H254V91H253ZM0 90H2L1 89V86H0ZM6 90H7V88H6ZM24 90H25V92H23ZM66 90L68 91V93H67ZM100 90H101V92H100ZM211 90L212 89H210L209 91H211ZM15 91H17V93H15ZM123 91H125V95L124 96H122L123 95ZM177 91H178V93H175ZM245 91L247 92V95H246ZM256 91H258L257 94H255ZM8 92H6V95H7ZM63 92L64 93L66 92L65 94L67 95V97H66V95ZM74 92L77 95H74L75 94ZM194 92H196V95H195ZM240 92L241 93L243 92L242 95L240 94ZM24 93H27V97H25L26 94H24ZM127 93H130V94H127ZM204 93L206 95H209L210 94V92H207L208 94L206 92H204ZM249 93H251L252 96H254V94H255L254 97L257 96L259 98L256 97L257 99L255 98V102H254V97H252ZM188 94L189 95L191 94V96H188ZM70 95H72V96H70ZM73 95H74V98H73ZM243 95H246V96H243ZM108 96L110 98H108ZM182 96H184V97L181 99ZM28 97H29V99H26L25 100V98H28ZM70 97H71V100H69V104H68L67 101H68V98L70 99ZM119 97L122 98L121 100H124L125 102H120L121 100H120ZM124 97H126L127 99L124 98ZM187 98H189V99L187 100ZM191 98H194V99H191ZM89 99H91V100H89ZM107 99H109V101H111V102L113 101V103L116 104V106L114 105L116 109L120 107L119 105H122L121 106V110H119V112L116 115L121 116V117L123 115V116H126V118L124 117V119H123V117L122 118L120 117V119H118L117 116H115V118L112 117V116H114V115L111 114V113H113V108H110V107H114V106H111L110 104H108L110 102L107 103L106 102V101H108ZM176 99L179 102L175 103V101H177ZM234 99H236V97H233V100ZM57 100H59V101H57ZM116 100H118V102H116ZM243 101H245V102H243ZM249 101H250L251 104L248 103ZM66 102H67V104H66V107H65L64 104ZM103 102L104 103L106 102L105 105L104 104L102 105ZM134 102H135V100H134ZM57 103H59V104H57ZM154 103L155 104L157 103L156 104V107H155V104ZM171 103H173L175 105H171ZM242 103H248V105L245 104V105H247V108ZM90 104H92V105H90ZM161 104H163V103H161ZM179 105H180V107H179ZM252 105H254L253 106V110L251 108ZM103 106L104 107H107V110H102ZM60 107L58 108V110L60 109ZM175 107H174V109H176ZM28 108H30V109H28ZM31 108H33V109H31ZM142 108H144V109H142ZM151 108H152V110H151ZM187 108H189V109H187ZM243 108L245 109V112H247V115L244 114V109ZM93 109L96 110L95 111L96 113L94 112L95 115L92 114V112L94 111ZM140 109L143 110V113L145 112L146 109H147L146 112H148L150 110V111H152V114L154 113L153 111H155V115H156V112H157L156 110H158V109L159 110H158V113H157L158 115L155 116L153 114V116H152V114H148L150 116H149V118H147L148 115H145V114L143 115V113H141L142 111H140ZM197 110L195 112H197ZM249 110H251V111H249ZM2 111L3 112L6 111V112L3 113V114H0V116L2 115V118L0 117V121L1 120H8V122L7 121H1V122H3V126H5L6 124H7L6 126H8L10 122L13 124L14 121H15V117L8 115L9 113L7 114V112H8L7 110L2 109ZM164 111H166L165 108H164ZM252 111H254V113H253L254 116H252V114H251ZM183 112H185V113H183ZM0 113H2V112H0ZM102 114H103V117L101 116ZM104 114L107 115V117ZM110 114H111V116H110ZM6 115H8V116H6ZM97 115H98V117H97ZM192 115H190V117L188 118L190 122L188 120L185 121V123H187V122L189 123V129L191 127L190 125L193 124V123H191L193 120L192 119L190 120V118H191ZM242 115L244 116V118H245V116L247 118L249 115H250V117H248L247 119L245 118L243 120V119H241L243 117ZM4 116H6L7 119H5ZM9 116H10V118L12 117L11 118L12 121L10 120ZM151 116L152 117L155 116V117L152 118ZM162 116H164V115L162 114ZM169 116L170 115H168L166 117L170 120L171 118ZM226 116H227V114H226ZM101 117L104 119V120H102V123H101V120H100ZM110 117H112V119H116V117H117L118 121H117V119L114 120V121L115 122H118L117 123L118 125H116V123L114 125H111V123L108 124V125L107 124L102 125L103 124V121H104V123L105 122L107 123V121L109 123V118ZM141 117H143L147 121L146 120L144 121V119L141 118ZM193 117L194 116H192V118ZM203 118H205V117H203ZM13 119H14V121H13ZM98 119L100 120V123L98 122L99 121ZM141 119H143V120L141 121ZM249 119L247 120V122L250 121ZM96 120H98V121H96ZM110 120H111V118H110ZM124 120H126L127 123H125ZM129 120H130V122H129ZM204 120H207V119H204ZM204 120H202V122H204ZM241 120H243V121H241ZM93 121L94 122L96 121L97 126H96V124ZM114 121H112V123ZM194 121H195V119H194ZM240 121L242 122L241 123L242 126L240 125ZM139 122L141 123L140 125H139ZM185 123L182 124V125L184 127H187V126H185L186 125ZM188 123H187V125H188ZM196 123L199 124L197 120L194 122V124L196 125ZM254 123L251 122V124H253V126H254ZM206 124H208V126H211L210 125V122L209 123L206 122ZM258 124H260V125H258ZM98 125H100L102 127H99ZM126 125L129 126V127H126ZM182 125H180V127H179V124H178L177 125L178 128H177V126L175 125V123H171L169 121V125H168L169 129L167 127L165 133L164 132H160V133L157 132L158 137H156L157 135H151L152 139H153V136H155L154 139H153V141L152 140L151 141L153 143H156L155 145L160 146V147H158V146H153L152 145L153 148L154 147L159 148L157 150L154 149L155 150L154 153L157 152L156 155L158 154L157 155L158 157H156V158H158V160L157 159L156 160L155 159L153 160L154 162H156V161H159V162H157L155 164L153 163V161L151 162V164L153 163L155 165V168L154 167L152 168L150 166V168H152V169H150L151 170V173H152V170H153L154 173H156V174H154V173L152 174V175H154V178H153L154 184H155L154 186L153 185L151 186L150 183L148 184V182H145L147 180H144L142 178L144 176L143 175L144 172H145L144 171V169H145L144 167L146 165H145V161L141 157L143 155L140 154V151L143 149L142 148V145L140 143L141 140L139 142H136L135 141V143L132 142V146L135 145L137 147V145L139 144L138 145L139 152H137V153L139 154V156L141 155L140 156L141 158L139 157L140 160L138 162L140 163L141 160H142L141 162L144 161V165L142 163V164H140L141 166H139V163L138 162L135 165V166L138 165V167H139V169H137V172H136V170H134L137 167H134V168L132 167L133 161L132 162L131 161L129 162L132 165H131V168L128 167V170H130L131 173H133L134 175L136 174L138 176L136 178L137 181L135 183L133 182V187H134V185H135V188H139L140 187L138 185L136 186V184L139 183L140 177L142 176L140 182H143V183L145 182L146 184H143V185H145V186L147 185L148 186V187L146 186L147 188L145 186H143V187L146 188V190H145V188L142 187V189H141V187H140L139 189H141L142 191L149 192L150 190H147V189H152L153 188V190H155V188H156V189L159 190V188H160L161 190H159V191H164V192H166L169 195L171 194V196L174 195V196H177L179 198L181 196H178V195H175V194L180 193L182 195L181 199H185V200H183L184 203H183V201L180 202L181 200H178V202H180L182 204V206L181 205L178 206V204H180V203H178L177 206H176V203L171 204L170 201H167V202L166 201H162V202H157V201H154L153 202V201H151V202H148V204L144 205L145 207L140 210L139 215H138L139 218H137V220L135 221L137 224H140V226H142L144 229L146 227L148 229V228H150L149 225L155 224L156 222H159V221L164 220L162 222V224L165 225L166 229H165V232L163 233V235H161L159 238H158V235L156 236L154 234H151V235H149L147 237V239H145V242L142 243V247H143V258H142V261L139 264H204V263L206 264V262L210 260L209 255H208L209 253H211L210 248H212L213 243H217V241H216L217 237H215V241H214V239L212 238L211 233H210L211 231L205 233L203 236H195V235H193L190 239L183 238L182 239V242H180V243L178 242L179 241L178 240L179 238L174 239L175 235H177L176 234L177 232L176 233H172V234L169 233V231H171V228L174 227L177 223H178V228L175 226L177 230L179 229L180 223H182L184 225L186 224L188 226H195V225H199L200 226V225H203V226L209 227V228L213 224L212 223V216L210 215L211 212L209 211V207H207V210H206V207H205V205H208V204H205V205L202 204L201 205L200 202H199V204H198L197 207L194 206V200H197V199H195L193 196L196 195L198 193L197 191L201 189L198 186L201 187L203 185V184L200 185L198 183L199 182H202L200 180H204L203 182H205L206 179H207V178H205L206 177L205 174L208 175V173H206V172H208V171L211 170V168H209V166H207L208 169L206 168L207 171H206L205 167H202L205 164H204L203 161H201L202 158H200V156H199L200 153L198 154L199 157L197 156V159L195 158L196 155H193L192 157L195 160L194 159L191 160L192 159V157H191V159L188 158V160L185 161V162H187V161L191 160V164L189 163L190 161L188 163H186L187 165H185V163L183 164V166H184L185 169L192 168V170L190 169V172L192 173V174L190 173V176H188V174H189L188 171L189 170L187 169V172H188L187 173V176L189 177V179H191V180L193 179V181L189 180L186 177V170H185L184 175L182 173L183 178L181 176V173L178 174L179 172H177V176L179 175V177H180V178H178L172 172L177 166H175L173 163H171V161H172L171 159L172 158H175L174 157L175 154L177 156L178 155H182L181 154V152H182V149H181L182 145L181 144L182 143L181 144L178 143L177 140H180V142H182V140L179 138V136L182 135V133L184 134V132H187L186 131L187 128L184 130ZM195 125H192V126L195 128L196 127ZM3 126L1 124L0 129L3 128ZM137 126H138V129H137ZM170 126L172 128H170ZM199 126H200V124H199ZM199 126L197 125V128ZM97 127L99 128L100 131L97 129ZM193 127H192V130L194 129ZM200 127H202V125ZM200 127H199V129H201ZM127 128H128V130H127ZM108 129H107V131H108ZM170 129H171V131L173 130V133L170 131ZM103 130H105V129L103 128ZM176 130L178 131V133H176ZM216 131L217 130H215V132ZM170 132L174 136L171 135ZM254 132H253V135L249 133L251 135V137L249 136V138H250L249 140H250V145H252V143H253L252 146H254V148H256L255 146L259 145V143H258V139L259 138L258 137H259L260 132L257 133V134H256V132L255 133ZM161 133L164 136L165 141H166V142H164V145H163V141H164L163 140V136H160V138L162 140H159L158 141V139H160L159 138V135H161ZM166 133H168V134H166ZM179 133H181V134H179ZM235 133H236L235 131H234V133H233V131L231 132V135L233 136L232 137V142H233L234 138L235 139L239 138ZM120 134H122L120 136L121 137V142L124 141V143L126 145L123 144V143L122 144L120 143V137L119 136H118L119 138L116 137L117 135H120ZM120 134H119V132L117 134L111 133V134H109V137H107V135L103 134V137L106 136V140L108 139L107 141L104 138H102V136H100V138H102V140L104 141L103 142L101 139H99V140H101V142H100L101 144L104 145L105 142H107L106 145L103 146V147H107V149L106 148L103 149V151H104V153H106V155L103 156V154H102L103 151L101 153V149L102 148H99V146H97L98 143H99V141L98 140L96 141L94 139L95 137L92 139L95 142H92V140H91V142L94 143V147H92L93 144L88 145L87 151H89V149H91L90 152L92 154H94V153L96 154L97 153L98 154V156H97L98 157V162L101 165L108 166V161H107L106 158H108L109 156H108L107 152L111 155L110 156L111 158L108 159V160H110V159H112V155L114 156L122 148H125L126 149L128 147L126 149V151H125V149L124 150H121V152L124 151L125 154H127L128 150H130L132 148L131 146H128L127 145V142L125 141L127 139V136H126L127 134H124V136H125L126 139H124V136H123V133L122 132H120ZM113 135H116V136H113ZM244 135L242 137H244ZM170 136H173V137H170ZM256 136H257V138H256ZM111 137H113V139H111ZM114 137L119 139L118 142L121 145L117 142L116 139L114 140ZM122 138H123V141H122ZM155 139H157V140H155ZM168 139H169V141H167ZM173 139H174V141H172ZM241 139H242L241 137L238 139V141H240V142H238L237 140L236 141L234 140V143L236 144L233 147V150L234 151L235 150H238V149H240V148L243 147V144L245 142L243 143V139L242 140ZM111 140L113 141V143H112ZM128 140H130V142H131V140L133 141L134 139H127V141ZM253 140H256L257 142L255 141V143H254ZM109 141H111V142H109ZM114 141H116V143ZM201 141H200V143H202V145L203 144H209V138L208 137H206L205 139L203 138ZM130 142H128L129 145L131 144ZM167 142L168 143L170 142V143L167 144ZM236 142H238V143H236ZM100 143H99V145H101ZM160 143L162 144V146H161ZM262 143H264V142H262ZM111 144L112 145L115 144L116 146L119 144L120 147L117 146V148H114L115 145L113 147H111ZM166 145H169V146L170 145L171 146L174 145V149L176 150V152H178L179 150L181 152H179L177 154L174 151L173 146L172 147L170 146V149H168L169 147L166 146ZM90 146L92 148H90ZM135 146L133 148H136ZM140 146H141V148H140ZM164 146H165V148H164ZM96 147H98L99 149L96 148ZM93 148H96V150L98 149L97 151L98 152L100 151V152L98 153V152H96V150L94 151ZM160 148L163 151V157L161 155L162 154V151L159 152L160 151ZM111 149L113 151H111ZM105 150H107V151L105 152ZM114 150H116V152ZM93 151H94V153H93ZM143 151H144V149H143ZM167 151H168V153H167ZM170 151H172V152L175 153L174 156H173V153L171 154ZM234 151H233V153H234ZM110 152L111 153L113 152V153L111 154ZM159 153H161V154H159ZM231 153H232V150H231ZM121 155H123V154H121ZM159 155H161L160 156V159H159ZM105 156H106V158H105ZM136 156H137V154H136ZM167 156H168V158H167ZM103 157H104L105 160L103 159ZM170 157H171V159H170ZM177 158H178L177 159L178 161L180 159H182V158H179V157H177ZM168 159H170L171 161L170 160L167 161ZM110 161H113V160H110ZM162 161H164L166 163H164ZM174 161L175 160H173V162ZM193 161H195L196 164L198 163V161H199V163L196 165V164H194L195 162H193ZM169 162H170V169H172L171 172L173 174L171 172H169L170 169H167V168H169ZM163 163L166 164L165 168L167 167L166 168L167 169L166 170L167 172H165V170H163L164 169V166L162 167V165H164ZM192 163L194 165H192ZM111 164L112 163L110 162L109 165H111ZM171 164H173L174 166L171 165ZM188 164L189 165H192V166L188 167ZM142 165L144 167H142ZM154 165H152V166H154ZM159 165H160L161 168H158ZM126 166L124 165L122 167L123 168L125 167V169H126ZM195 166H197V167H195ZM200 166L202 167L201 169H200ZM253 166L254 165L247 167V168H249L248 170H246L248 173L246 171H245V173H247L248 176L251 179L253 178L255 182H257V183L262 182L263 183L264 182V173H263L262 169L256 168L257 170H255V167L253 169ZM195 168L198 171L200 170V172L196 171ZM146 169H148V168H146ZM159 169L161 171L163 170L162 171L163 174H166V175L164 176L163 174H161V176H163V177H161L160 176V170ZM202 169L204 171H202ZM252 169H253V171H252ZM142 170L144 171L143 173L141 172ZM175 170L177 171V168ZM249 170H250V172H249ZM139 171L142 174H140ZM155 171H157V172H155ZM176 171H175V173H176ZM203 172H204V174H203ZM261 172H262V174H261ZM197 173H198L197 176H199L198 179L196 177V174ZM194 174H195V176H194ZM169 175L171 176V180H172L171 183H170V178H169V180L167 179V177H170ZM209 175H211V174H209ZM33 176L34 177L31 178V179H36V177H38L37 175H33ZM184 176H185L186 179L184 178ZM200 176H204V177L201 178ZM213 176L216 177V175H214V174L211 175V177H213ZM172 177H174V178L177 177L178 179L181 180V183L182 182H185L186 183L188 181L191 182V185H190V182H188V184L187 183L186 184L185 183H182V186H184V188L182 186H180V189L181 190L185 189V187H186V189L184 191H182V192L186 193L185 191H188L187 193L189 194L190 198H191V195H192V198L193 199L191 198L192 199L191 201H190V198L187 197L188 196L187 193L186 194H182L181 192H176V191H180L179 185L181 183L180 182H177V181H174V180H177V178H175V179L173 178L172 179ZM211 177H210V179H211ZM138 178H139V180H138ZM158 178H160V179H158ZM142 179H143V181H142ZM183 179H185V181H183ZM210 179H208V180L210 181ZM253 179H252V181H253ZM157 180H160L161 182L160 181H157ZM258 180H259V182H258ZM155 181L159 182V184L161 183L160 184L161 187H160V185L158 187L157 186L158 183L156 184ZM197 181H198V183H197L198 185L197 184L195 185V183ZM174 182H176V184ZM139 184H141V183H139ZM151 184H153V183L151 182ZM177 184H179L178 185V189L179 190L176 189V191H175L173 189H174L175 185H177ZM204 184H206V183H204ZM149 186H151V187L149 188ZM170 186H171V188H170ZM192 186L195 188V190H197L196 191L197 193H195V190L194 189H193L194 191L191 189V188H193ZM203 186H205V185H203ZM261 186H263V184H261ZM188 187H190V188H188ZM189 189H190V191H189ZM158 190H157V192H159ZM169 190H171V191H169ZM192 191L195 193L194 195L191 193ZM225 191H224L225 194L226 193L229 194L231 192L227 188H225ZM228 191H229V193H228ZM150 192H152V190ZM155 192H156V190H155ZM200 192H199V194H200ZM240 192H241L242 201H240L239 205L237 204L238 206H236L235 204H236L237 201L232 200V201H234L235 204H231V203L230 204L234 208V211H233L232 207L230 208L231 210H229V209L227 210V208H226V210H224L223 214L220 215V217L221 216L222 217L218 220V224H219L220 228L222 227V231H223V244L226 247H228L230 245V243H231L230 237L232 235L230 234L231 232H229V231L232 230V229H234V232H232V234L234 233V235L236 236L237 240L240 241L238 246H241V244L242 245L245 244L247 246L250 245V246L255 247V246H257V245L260 244L261 250H262V252L264 254V243H263V240H264V226L263 227H260V226H256L255 225L256 228L255 227L252 228V229L245 228L246 221H248V220L250 221V215L249 214H247V215L244 214L245 213L244 210L246 208L245 206H247V202H248L247 201L248 200L247 199L248 196L246 198H244V197L248 194V195H250V199L249 200H251V197H252L253 194H252V192H251V194L248 193L247 190H240ZM231 195H232V192L230 193V196ZM184 196H185V198H184ZM226 197H228V195ZM186 199H187V201H186ZM204 202H205V200H204ZM229 202H230V200H229ZM176 208L178 210H176ZM237 208H238V212L236 213V211H237L236 209ZM175 211H177L178 213L175 214ZM180 211H183V216H181V217H180V214H182V212H180ZM198 211H201L203 213L200 214V215H197L196 213ZM233 213H235V214H233ZM103 219L104 218H102V220H100L99 222H102ZM262 221L264 223V218L262 219ZM99 222H98V224H99ZM104 222L105 221H103V223H101L99 225L97 224V225L98 226H102V225L105 224ZM241 222L243 223L242 226H241ZM173 224H175V225H173ZM235 224H236V226L234 227ZM182 226L183 225H181L182 231H178V235H180V233H181L180 236H182V233H184ZM167 233L171 234L170 237L173 236L172 238L174 239V240L171 239L172 241L170 243L171 252L169 253L170 254L169 260H166V259L163 258V253H161V252L159 253L160 250H162V249H164L166 247V245L164 243H166V241H167V238L165 236ZM258 252L259 251H257L255 253V256H254L255 258H253V260H251V263L252 264H264V261L261 259L262 257L261 256H258ZM16 255H17L16 253L13 254V252L8 251L5 247H3L2 245H0V257H1L0 259L1 260L3 259L2 261H4V262L6 261L7 264H23L22 261L19 260V257H17ZM234 256L235 257H238V259L234 261L235 264H243L242 263V260L240 259V256H238V254H235ZM216 258H217V256L216 257L212 256V260L209 261V262H207V264H228V262H224V260L222 261V258H220V257L217 258V259ZM246 264H248V259L246 261Z\"/></svg>", "mask_w": 264, "mask_h": 264}]
</instances>
